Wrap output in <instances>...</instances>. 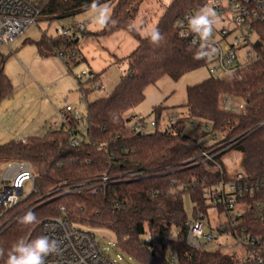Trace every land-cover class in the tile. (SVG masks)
<instances>
[{
  "label": "trees",
  "instance_id": "16d2710c",
  "mask_svg": "<svg viewBox=\"0 0 264 264\" xmlns=\"http://www.w3.org/2000/svg\"><path fill=\"white\" fill-rule=\"evenodd\" d=\"M210 0H172L154 28L165 39L152 45L133 25L143 0H98L99 5L113 4L111 19L100 32L108 36L123 31L138 43L137 48L117 63L127 65L126 75L106 98L87 103V119L82 124L70 121L43 136L26 142L13 140L0 145V179L2 168L10 163L26 162L36 181L34 192L0 218V248L5 264L7 252L20 239L31 241L42 235L41 222L57 215L65 207L67 218L90 229L111 231L118 250L138 264H169L165 251L174 249V264H243L245 249L233 254L222 250L196 251L186 244L188 216L183 197L190 196L195 208L208 212L205 190L218 184L214 164L204 161V150L213 154L237 151L241 166L254 181L264 177V23L255 27L254 49L258 59L249 67L222 79L209 76L187 89L190 126L178 121L165 132L135 133L127 125L129 113L145 100L146 89L168 77L179 81L185 75L206 67L203 59H194L198 47L178 37L176 22L196 13ZM94 0H41V18L49 21L74 17L92 8ZM87 31L82 32L86 35ZM80 37L42 35L35 43L41 58L63 56L69 65L76 40ZM0 64V99L13 93L10 80ZM209 75V74H208ZM227 96L242 100L246 113L226 112L222 103ZM115 118V121L114 119ZM194 126V127H193ZM209 127L216 134L212 145L200 144L188 134ZM79 146L71 145V138ZM217 145L221 148L215 149ZM224 152V153H223ZM104 176L107 186L93 193ZM78 185L63 195L61 189ZM242 223L253 236H264V223L256 203L264 202V188L256 196L246 197ZM36 214L37 222L22 225L19 218L27 211Z\"/></svg>",
  "mask_w": 264,
  "mask_h": 264
},
{
  "label": "built area",
  "instance_id": "2783aa9c",
  "mask_svg": "<svg viewBox=\"0 0 264 264\" xmlns=\"http://www.w3.org/2000/svg\"><path fill=\"white\" fill-rule=\"evenodd\" d=\"M207 6L214 8L219 20L212 34V43L217 51L211 58L203 60L209 76L222 79L257 61L258 54L254 49L255 27L264 23V0H210ZM41 11V0H0V50L10 48L11 44L25 34L29 27L37 25L41 19ZM196 13H189L176 22L178 37L189 45L195 37L189 35L184 38L182 33L189 31L188 17ZM89 24L91 20L77 23L59 30L58 35L75 37L78 33L86 31ZM193 47H198V45ZM241 49L243 53L240 54ZM71 57L75 60L76 53L73 52ZM59 58L63 61L61 54ZM94 77L91 73L83 72L79 84L91 83ZM92 89L103 90V86L94 85ZM81 91V97L85 100L86 91L82 89ZM237 100L240 99L227 96L223 100L222 109L226 112L239 111L245 114V103L237 104ZM62 115V121L55 124L54 129H59L63 124L72 120L77 124H82L87 119L78 108L72 106H66ZM177 122V116L170 117L171 126ZM158 123L159 118L156 117L153 123L155 128ZM126 128L141 134L147 133L148 125L144 119L135 115ZM205 130L211 132L209 127ZM212 137L215 139L217 135L213 133ZM70 142L74 148L80 143L75 136ZM212 152L204 150L201 157L204 161L214 164L220 180L217 185L205 190L207 205H209L208 212L204 213L196 207L186 221V241L190 235L196 240L195 246L187 242L186 244L196 251L222 250L227 254L245 249L243 264H264V236L251 235L241 219L247 211V206L243 202L244 198L254 197L264 188V177L254 181L245 173L242 166L236 170L227 171L217 162L219 154ZM5 168L0 180V218L22 202L26 183L32 185V193L34 192L36 181L28 164L10 163ZM6 182L9 184L6 185ZM108 182L109 177L104 176L98 187L93 186V193L107 186ZM78 187V185H67L61 189V192L65 195ZM211 209L217 214L214 223L209 219ZM256 210L260 222L264 223V202L256 203ZM66 215V208L60 207L56 216L40 224L42 235H47L60 243L59 252L48 256L47 264H119L101 250L92 229L73 223ZM220 215L225 216L224 222L219 220ZM177 259V253H172L169 264H174Z\"/></svg>",
  "mask_w": 264,
  "mask_h": 264
},
{
  "label": "rangeland",
  "instance_id": "374dc122",
  "mask_svg": "<svg viewBox=\"0 0 264 264\" xmlns=\"http://www.w3.org/2000/svg\"><path fill=\"white\" fill-rule=\"evenodd\" d=\"M171 2L172 0H143L133 25L143 36H146L157 24ZM100 5L105 6L111 15L113 4ZM96 15L97 10L90 8L77 13L74 17L51 21L41 18L37 25L29 27L25 34L11 44L10 48L0 50V64L3 56L5 58V63L2 66L3 72L13 87L11 96L0 99V145L13 139L19 140L21 135H24V138L33 135L30 131L27 134L23 133L34 123L35 119L40 121L42 116H46L45 120L49 119L44 124L45 133L53 130L55 122L58 121L54 117H57V112L66 106L78 108L80 113L87 117V103L108 97L120 84L126 75L127 65L119 64L117 60L124 59L131 54L137 48L138 43L123 31L108 36L99 35L105 27L96 23ZM89 20H91V24L87 27L86 35L78 33L80 39L76 46L77 59L69 61V65L63 64L58 57L40 58L35 43H30L40 40L44 34L57 37L59 30ZM241 53H243V49L240 50ZM55 62L62 64L63 70ZM83 72L91 73L95 79L88 84H79ZM208 77L206 67L185 75L179 81L164 77L146 89L145 100L132 110L129 116L136 115L144 119L148 125L147 133L165 132L168 127H171L170 115H177L179 121L190 126L191 119L187 108L184 107L187 103V89L202 83ZM100 84L103 86V90L92 89L94 85ZM81 89L87 90L88 98L85 100L81 97ZM237 101V104L243 103L241 100ZM156 114L159 116V124L155 128L153 123H155ZM59 119L61 118L59 117ZM187 132L190 135H195L200 144L209 146L216 142L210 131L193 132L188 128ZM41 133L35 132L33 137L39 136ZM219 147L221 148V145H217L215 149ZM227 151L228 153L217 157V162L227 171L240 168L241 154L237 151ZM5 169V167L2 168L1 178ZM31 193L32 185L26 183L21 200L27 199ZM183 202L185 213L189 218L194 212L195 206L188 195L183 197ZM216 215L215 210L209 211V219L212 223L215 222ZM219 220L224 222L225 216L220 215ZM92 230L101 250L111 259L119 264H138L118 250L116 238L111 231ZM174 252V249L168 247L165 255L170 259V255ZM223 253L227 254L224 251Z\"/></svg>",
  "mask_w": 264,
  "mask_h": 264
},
{
  "label": "clouds",
  "instance_id": "9594fccd",
  "mask_svg": "<svg viewBox=\"0 0 264 264\" xmlns=\"http://www.w3.org/2000/svg\"><path fill=\"white\" fill-rule=\"evenodd\" d=\"M91 7L97 10L95 20L101 27H107L109 23H115V21H112L106 7L99 5L98 0H94ZM218 22L214 8L207 5L202 7L195 15L188 17L189 31L182 33V36L184 38L189 35L195 37L190 44V47L198 45L194 59H206L215 55L217 49L212 43V34ZM145 38L154 46H159L165 39L159 28L151 29ZM113 119L115 121V118ZM36 222V214L31 210L19 218V223L25 226ZM186 242L191 246H195L196 240L190 235ZM59 250L60 243L47 235L38 236L31 241L20 239L8 250L5 264H47V257L57 254ZM4 254V249L0 248V258Z\"/></svg>",
  "mask_w": 264,
  "mask_h": 264
},
{
  "label": "crops",
  "instance_id": "0c3cea01",
  "mask_svg": "<svg viewBox=\"0 0 264 264\" xmlns=\"http://www.w3.org/2000/svg\"><path fill=\"white\" fill-rule=\"evenodd\" d=\"M39 55V54H38ZM40 57V56H39ZM41 58V57H40ZM59 58V57H58ZM60 59V58H59ZM61 60V59H60ZM54 61H57V60H54ZM61 62L63 63V64H65L62 60H61ZM56 63V65H58L59 66V68L61 69V70H63V66H62V64H60V63H58V62H55ZM66 65V64H65ZM85 91H87V90H85ZM88 98V97H87ZM65 109V108H64ZM64 109H61V110H59L58 112H57V117H54V118H56L55 120H58V121H56L55 122V124H58V123H60L61 121H62V119H63V115H62V112H63V110ZM159 113V112H158ZM171 116H177V115H170V117ZM43 118H40V121L39 120H34V123L33 124H31L27 129H25V131H24V133L23 134H27V132H31V134H33V135H30L31 137H33L34 136V134H35V132H42L39 136H43L44 134H45V125L44 124H46V121H49V119H46L45 120V118H46V116L44 117V116H42ZM59 117L61 118V119H59ZM156 117H159L157 114H156ZM178 117V116H177ZM179 118V117H178ZM169 120H170V118H169ZM179 121V120H178ZM159 124V123H158ZM157 127H158V125H157ZM169 128V127H168ZM167 128V129H168ZM30 136L28 137V138H24V135H21V137H20V141H27L29 138H30ZM13 140H18V139H13ZM13 140H10V141H13ZM9 141V142H10ZM8 142V143H9ZM6 144V143H5ZM4 145V144H3ZM241 154V153H240ZM241 161H242V155H241Z\"/></svg>",
  "mask_w": 264,
  "mask_h": 264
},
{
  "label": "water",
  "instance_id": "95a60500",
  "mask_svg": "<svg viewBox=\"0 0 264 264\" xmlns=\"http://www.w3.org/2000/svg\"><path fill=\"white\" fill-rule=\"evenodd\" d=\"M79 40L77 39L76 42H78Z\"/></svg>",
  "mask_w": 264,
  "mask_h": 264
}]
</instances>
